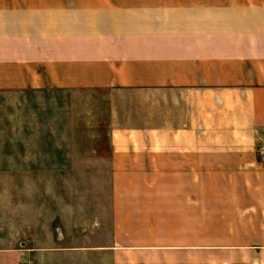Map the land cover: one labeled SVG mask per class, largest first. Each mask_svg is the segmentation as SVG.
Wrapping results in <instances>:
<instances>
[{
	"label": "crops",
	"instance_id": "crops-1",
	"mask_svg": "<svg viewBox=\"0 0 264 264\" xmlns=\"http://www.w3.org/2000/svg\"><path fill=\"white\" fill-rule=\"evenodd\" d=\"M47 88L104 92L112 264H264V0H0V89Z\"/></svg>",
	"mask_w": 264,
	"mask_h": 264
},
{
	"label": "rangeland",
	"instance_id": "rangeland-1",
	"mask_svg": "<svg viewBox=\"0 0 264 264\" xmlns=\"http://www.w3.org/2000/svg\"><path fill=\"white\" fill-rule=\"evenodd\" d=\"M103 97L0 89V264H112Z\"/></svg>",
	"mask_w": 264,
	"mask_h": 264
},
{
	"label": "built area",
	"instance_id": "built-area-1",
	"mask_svg": "<svg viewBox=\"0 0 264 264\" xmlns=\"http://www.w3.org/2000/svg\"><path fill=\"white\" fill-rule=\"evenodd\" d=\"M260 157L264 159V148L260 150Z\"/></svg>",
	"mask_w": 264,
	"mask_h": 264
}]
</instances>
